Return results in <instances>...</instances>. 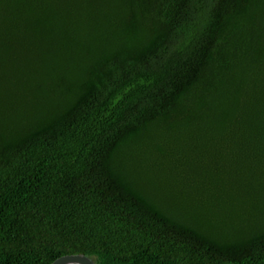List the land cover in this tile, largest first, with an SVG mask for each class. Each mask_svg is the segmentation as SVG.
Instances as JSON below:
<instances>
[{
  "label": "trees",
  "instance_id": "1",
  "mask_svg": "<svg viewBox=\"0 0 264 264\" xmlns=\"http://www.w3.org/2000/svg\"><path fill=\"white\" fill-rule=\"evenodd\" d=\"M264 264V0H0V264Z\"/></svg>",
  "mask_w": 264,
  "mask_h": 264
},
{
  "label": "water",
  "instance_id": "2",
  "mask_svg": "<svg viewBox=\"0 0 264 264\" xmlns=\"http://www.w3.org/2000/svg\"><path fill=\"white\" fill-rule=\"evenodd\" d=\"M52 264H96L93 259L85 254L63 256Z\"/></svg>",
  "mask_w": 264,
  "mask_h": 264
}]
</instances>
